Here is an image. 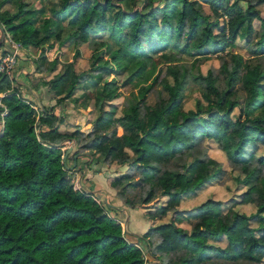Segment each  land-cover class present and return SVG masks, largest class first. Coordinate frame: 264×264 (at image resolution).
Wrapping results in <instances>:
<instances>
[{
	"label": "trees",
	"instance_id": "trees-1",
	"mask_svg": "<svg viewBox=\"0 0 264 264\" xmlns=\"http://www.w3.org/2000/svg\"><path fill=\"white\" fill-rule=\"evenodd\" d=\"M138 1L60 0L47 7L44 0H19L14 12L0 15L5 31L26 48L43 41L50 47L55 41L74 46V59L68 62L48 61L42 52L39 69L53 73L45 84L58 102L86 80L98 109L88 131L78 126L61 131L54 126L58 116L52 108L36 119L32 104L15 88L0 97V112L6 108L0 117V264H145L140 241L160 264L263 263L264 0H204L210 13L197 0L123 6ZM113 7L111 21L107 12ZM255 19L260 21L257 30ZM99 33L108 34L99 40L104 49L92 51L89 67L77 71L75 58ZM238 37L248 41V57L232 50ZM226 50L219 74L215 68L200 71L199 58ZM185 54L194 58L189 68L177 62ZM159 62L164 65L155 71ZM116 70H127L124 84L134 88L122 108L112 102L122 96L121 85L106 78ZM247 71L253 72L247 76ZM190 81L201 99L185 110ZM157 84L165 94L155 92ZM10 87L11 79L0 77V91ZM151 94L155 97L149 102ZM68 138L77 148L67 158L87 152L94 164L125 167L109 178L123 204L148 206L155 196L167 195L166 204L150 215L154 219L176 211L181 194L223 179L226 171L207 155L193 158L184 171L164 167L213 139L230 168L242 173L235 177L245 186L238 202L253 203L256 210L224 211L221 200L208 198L191 212L176 211L172 221L149 224L133 237L108 203L92 191L74 188L62 157L61 142ZM260 146L263 152L257 154ZM253 217L256 226L250 224ZM183 221L189 228L178 224Z\"/></svg>",
	"mask_w": 264,
	"mask_h": 264
},
{
	"label": "rangeland",
	"instance_id": "rangeland-1",
	"mask_svg": "<svg viewBox=\"0 0 264 264\" xmlns=\"http://www.w3.org/2000/svg\"><path fill=\"white\" fill-rule=\"evenodd\" d=\"M59 1L60 0H45L44 5L47 7H50L51 5H58V3H60ZM197 1L200 4L199 7L201 9H203L206 13L211 12L209 5L204 0H197ZM144 2L145 1H143V0H139L135 4H125V5H123V2H122V4H120V5L121 6L123 5L125 8L132 7V9L133 8L141 9L144 5ZM154 3L155 4L158 3L159 5L162 6L163 0H155ZM11 9L13 10V6L9 7V10H11ZM260 9L262 11L261 12L262 17H264V4L260 5ZM115 11H116V8L113 7V8H110L107 12V16L109 17V19L111 21L113 19V15H114ZM41 17H42L41 15L36 17L38 23L41 21ZM222 19H224V17L223 18L220 17V20H222ZM259 26H260V21L255 19V21L253 22L254 30H257L259 28ZM52 29H54V31H55L56 27H52ZM107 36H108L107 33H99L98 36L96 37V40H94L95 42H91V43L89 42L90 45L88 46V50H89L88 56L87 57H85V56L81 57V55H80L79 57H76L77 59H75V69L77 71L86 70L89 67V58H90L91 52L94 51L93 53H95V51L97 52L98 50L102 51L100 49H104V48L100 47L99 40H101V39L105 40L107 38ZM46 39L48 40V37ZM43 43L46 46H48V41H43ZM56 45H57V43H56ZM62 46L63 45H59V48L53 52V55H57V57H58V55H60L61 59H64V61H66V62L74 59V56L72 57L71 54L70 55L60 54V52L63 50L68 51L67 48H65V47L63 48ZM66 46H68V45H66ZM246 46H248V41L245 40L244 38L238 37L235 40V45L232 46V50L242 54L244 57H248L246 49H245ZM69 47H70V53H73L75 47L74 46H69ZM24 52H25L24 55H26L27 52L26 51H24ZM226 52H227V50L223 51V52L211 53L209 55L202 56L201 58H199V59H202L198 63L200 71H202L203 73H206L208 69L215 68L216 73L219 74L220 69H221L220 68L221 57L224 54H226ZM102 55L104 58L109 57V56H107L106 51ZM227 58L229 59V57H227ZM177 62L185 64L189 68L192 65H194V58L189 54H185V55H183V57H181V60H179ZM163 65L164 64H161V62H159L158 66L155 67V71H158V69L160 67H162ZM15 70H16V68H15ZM192 71H195V67L192 68ZM252 72L247 71V72H245V74L247 76H250ZM127 76H128L127 70H125V71L124 70H116V71H112L111 73H109V75L106 77L108 79L115 78L117 83L119 85H121L120 89L122 92V96L113 100L115 103H117L118 107L121 106V108H122V106H124V99L126 97L130 96L132 91H134V88L132 86H128V85L124 84L125 78ZM84 77L85 76L81 77V79H84ZM167 79H170L172 81V76L167 75ZM221 82L223 83V81H221ZM161 85L162 84H157L155 86V88L157 89V90H155V92L159 93V94H165V92L162 90ZM188 87L190 88V90L186 93V99L183 102V106H184L185 110L195 108V104H196L197 99H199V98L201 99L200 93L196 89L197 86L195 85V83L193 81H190ZM80 89L81 90H79L77 95L86 96L87 93L90 92L92 98H94V96L92 95V93H93V90H92L93 86L92 85L89 86L86 83V84L80 86ZM3 93H5V92H3ZM6 93H8V92H6ZM153 96L155 97V94L150 95L149 102H152ZM87 97L88 96H86L85 99ZM66 101H68V100H66ZM71 101L72 100H70L67 103V106H69V109L67 108L68 109L67 117L69 118L68 120L72 121L73 123L75 122L76 127L78 126V127H80V129L83 128L84 131H88L91 128L92 118L98 114V109L93 106V103H94L93 99L89 100V105H88L89 107L87 109L82 108L79 105V103H74L73 105H71L70 104ZM76 104H78V105H76ZM77 107H80V108L78 109ZM1 112H0V117L2 116ZM232 114L234 116L238 115V110L235 109ZM75 125L68 123L67 125L64 126V129L72 130ZM1 127H2V122H0V128ZM117 127H118L117 132H118V134H120L122 132V128L119 125ZM67 143H68V146L71 147V150L69 152H67V149H66L62 155L63 160L66 163V167L68 169V176L67 177L70 179V181L74 185L75 189H82V190L88 189L89 190L92 188L93 185H90L89 181L87 182L85 175L89 174L90 171H95L94 170L95 169V164H94L95 161H92V158H90V155L87 152H84L85 153L84 159H78L77 164L72 163L73 162L72 161L73 155H70L71 157H68V158H67V155L69 153H72V151H73L72 146L73 147L75 146L74 147L75 149L77 148V146L74 143L72 144L70 139H69V141L67 140ZM251 148L253 149V147H251ZM254 150H256V149H254ZM261 152H263L262 146H260V148L257 149L256 153L259 154ZM202 155H207L211 158H214L223 167V169L226 171V174L222 180L211 179L209 181L204 182L196 190L181 194L180 203L176 207V211H178L177 213L187 214V213L191 212L196 205L200 204L204 200H206L208 198H214V199H219L223 202L224 211L226 209L227 210L230 209L232 211H239V212H244L246 214H252L256 210V207L253 203L252 204L251 203L242 204V203L238 202L239 198H240V194L245 189V186L238 184L237 181L235 180V177H236V175L242 177V173H240L238 171H234L230 168L225 152L217 147L216 141H214L213 139H207L204 142V144L198 143L197 147H195L194 150L191 151L188 155H186L185 157H182L180 159L173 160L170 163H167L164 167L166 170H168L171 173H176L177 171H184L185 165L188 162H190L193 158L201 157ZM79 156H81V153L74 156V158L79 157ZM89 159H91V160H89ZM88 161H90V162H88ZM98 169H99L98 172H100L101 174L114 175L109 171L110 169H108L106 166H102V164H98ZM123 171H125V170H123ZM123 171L120 170L119 172H117V174H121ZM101 181L102 180H100V182ZM108 181H109V179H108ZM108 181H106V183ZM103 184L104 183H102V185ZM92 191L95 192V193L94 192L93 193L96 194V196L98 197V199L101 202L108 203L110 205V207L113 209V214L114 215L116 214V216L120 219L121 225L123 227V231H126V232H128L127 231V223L129 221V218L127 216L128 210H130L132 208H135V210L134 211L132 210V216H130L131 222L129 225H131V223L133 224L134 221H136V219H134L135 214H133V212H135V211L137 212V218L139 219V221H141L143 224L146 223V224H150V225H152V223L157 225L161 222L172 221L174 218V215L176 213V211L167 212L162 218H157V219L150 217V215L157 208H159L163 204H166V202L168 200V196L164 195V194L160 195V196H155L153 201L150 202V204L148 206L135 205L133 207V202L123 204L122 200H117L116 198L114 199V197L105 193L104 191L93 190V189H92ZM115 192L117 193L116 190H115ZM144 216H145V218H144ZM147 222H149V223H147ZM257 223L258 222H257L256 218L253 217L250 219V224L252 226H256ZM178 224L181 225L182 227L189 228L187 221H183L182 223H178ZM150 225H147L146 229ZM139 246L142 247L143 251L145 252V256L147 257V254H148L147 245L146 244L140 245V243H139ZM148 256H149V258L147 257V259L149 261L154 260L153 262H155V264H158V262H156L157 260L154 257H151V255H149V254H148ZM262 264H264V260H263Z\"/></svg>",
	"mask_w": 264,
	"mask_h": 264
},
{
	"label": "crops",
	"instance_id": "crops-1",
	"mask_svg": "<svg viewBox=\"0 0 264 264\" xmlns=\"http://www.w3.org/2000/svg\"><path fill=\"white\" fill-rule=\"evenodd\" d=\"M23 1L28 3V4L34 3V0H23ZM0 2H1L0 15H3L5 11L14 12L17 9V5L19 3V0H3V1L0 0ZM44 3H45V0H44ZM11 6H13V10L12 9L9 10V7H11ZM0 25H2V24L0 23ZM0 37H1V30H0ZM56 43H57V45H56ZM58 44L59 43L57 41H55V43L53 44L52 47H50L49 44H48V46H46L44 43L39 47H32V46L28 47V48L25 47V49H23V51L21 52V56L19 58L17 68L14 72V78H11V87L5 91H0V94H2L3 92H5V93L9 92L13 88H15L17 94H19L21 97H23L25 100L29 101L32 104L33 108L35 109V111L37 113L36 119H38V117L42 115V111L44 109H51L52 108V112L57 114V116H58V120L55 122L54 126L56 127L59 125V130L65 131L68 129H64V126L67 125L68 123L75 125V122L73 123L72 121L68 120L69 118L67 117V115H68L69 106H67V103L70 100H72L70 102L71 105H73L74 103H79V105L82 108L87 109L89 107L88 106L89 100L93 99V102L95 100H94V98H92L90 92L87 93L86 96H88V97L86 99H85L86 96L77 95L79 90H81L80 86L87 83V82H85L86 80L83 81L82 83L79 82L78 87L75 89L74 93L70 97L65 98V100L62 102H58L57 99L52 96L51 92L48 91V85L45 84V81L47 79H49L53 73L50 74V73L45 72L44 69H39V59H40L41 53L43 52L45 54L47 60L52 61L55 57H57V55H53V52L59 48ZM66 45H68V44H66ZM66 45H63L62 47L67 48L69 52L63 50L60 52V54H62V55L63 54H68V55L71 54V56L73 57L74 52L70 53V47L69 46H71V45H68V46H66ZM24 51L27 52L26 55H24L25 54ZM74 51H75V49H74ZM88 52H89L88 46H86V48L84 50H81V54H80L81 57L82 56L87 57ZM57 58L59 59L60 62H66V61H64V59H61L60 55H58ZM75 59H77V58H75ZM58 67L60 68V66H58ZM57 70H55V71H57ZM66 100H68V101H66ZM112 102H114V101H112ZM76 105H78V104H76ZM93 106H94V103H93ZM77 108L79 109L80 107H77ZM75 126L73 127V129L75 128ZM81 130H83V128ZM68 131H70V130H68ZM67 140L69 141V138L64 139L61 142V144L63 145L62 149L66 150V149H68V147H70V146H68ZM70 141L72 144L74 143L76 145L74 139H70ZM74 147L72 146L73 151L75 150ZM84 154L85 153H82L81 156H79V157H75V158L73 157L72 163L77 164L78 159H84L85 158ZM89 160H91V159H89ZM108 169H110L109 171L115 175L120 170L123 171L125 169V167H123V166L119 167V166L112 165V167H110ZM94 170L95 171H90L89 174L85 173L86 174L85 177L87 179V182L89 181L90 185H93L92 188L89 189V191H92V189L104 191L105 193L114 197V199L116 198L117 200H121L119 197H117V193L115 192L116 189L113 188L110 185V182L108 181V179L111 178L113 175H110V174L105 175V174H101L100 172H98V170H99L98 164H95ZM100 180H102V181L100 182ZM106 181H108V182L106 183ZM102 183H104V184L102 185ZM92 192H94V191H92ZM132 210L134 211L135 208L128 210L127 216L129 218V221L127 220L128 221L127 231L133 237H138L143 232H145L147 230L146 226L149 224H146V223L143 224L141 221H139V219L137 218V212L135 211V212H133V214H135L134 219H136V221H134L133 224L131 223V225H129L131 222L130 216H132ZM144 218H145V216H144ZM147 223H149V222H147ZM139 243H140V245L145 244L142 241H140ZM147 257L149 258L148 254H147ZM153 261H150V262H153ZM156 262H158V264H160V262L158 260ZM153 264H155V263H153Z\"/></svg>",
	"mask_w": 264,
	"mask_h": 264
},
{
	"label": "built area",
	"instance_id": "built-area-1",
	"mask_svg": "<svg viewBox=\"0 0 264 264\" xmlns=\"http://www.w3.org/2000/svg\"><path fill=\"white\" fill-rule=\"evenodd\" d=\"M23 49H25V47L21 44V42L17 41L7 31H5L3 42L0 45V77L6 75L10 79L14 78L15 68H17L18 61ZM5 95L6 93H2L0 97ZM0 105L3 107L1 101ZM5 112L6 108L2 110L1 115L3 116ZM145 258L147 259L146 256ZM153 263L155 262H150L148 259L145 262V264Z\"/></svg>",
	"mask_w": 264,
	"mask_h": 264
},
{
	"label": "water",
	"instance_id": "water-1",
	"mask_svg": "<svg viewBox=\"0 0 264 264\" xmlns=\"http://www.w3.org/2000/svg\"><path fill=\"white\" fill-rule=\"evenodd\" d=\"M0 30H1V37H0V45H1L4 39V35H5V29L2 25H0ZM70 150H71V147H68L67 152H69Z\"/></svg>",
	"mask_w": 264,
	"mask_h": 264
}]
</instances>
